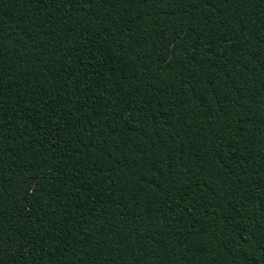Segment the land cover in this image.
<instances>
[{
    "label": "trees",
    "instance_id": "obj_1",
    "mask_svg": "<svg viewBox=\"0 0 264 264\" xmlns=\"http://www.w3.org/2000/svg\"><path fill=\"white\" fill-rule=\"evenodd\" d=\"M0 264H264V0H0Z\"/></svg>",
    "mask_w": 264,
    "mask_h": 264
}]
</instances>
